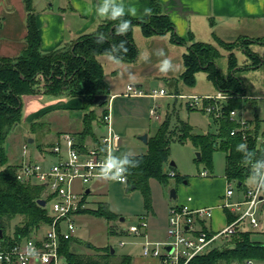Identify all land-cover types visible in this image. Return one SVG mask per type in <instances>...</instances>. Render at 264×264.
<instances>
[{
  "label": "trees",
  "instance_id": "16d2710c",
  "mask_svg": "<svg viewBox=\"0 0 264 264\" xmlns=\"http://www.w3.org/2000/svg\"><path fill=\"white\" fill-rule=\"evenodd\" d=\"M25 3L28 10L27 47L17 57L0 58V228L7 245L33 237L42 225L52 220L49 207L39 203L43 198L44 187L36 182L19 180L18 171L21 164L12 163L5 149L9 133L23 120V97L38 93L81 97L85 113L84 129L78 133L79 139L83 142L88 136H94L93 121L98 120L96 97L107 93V90H102L106 72L101 57L113 56L117 60L136 61L139 57V47L133 35L136 25L142 27L146 36L172 32L174 42L187 46L183 55L184 69L176 77L177 80L193 87L197 83V74L205 72L217 90L235 95L224 104L226 113L238 107L245 110L249 107L250 98L242 97L245 91L244 82L235 74L237 59L234 52L229 55V73L224 75L217 62L222 56L220 48L209 42L189 43L175 33V24L161 9L159 0H152L151 14L147 17L128 14L115 19L106 17L95 31L82 34L73 43L50 52H43L41 49L40 30L36 22L33 0H25ZM124 22H130V27L124 32H119ZM218 40V43L230 46L229 42L220 38ZM246 44L247 40L243 39L241 45L250 52ZM253 59L258 60L254 64L260 62L259 56ZM187 104L189 105L188 102ZM103 115L101 120L104 119ZM212 116L222 123L219 134L194 133L193 126L184 121L179 122L175 128H170L168 116L157 133L148 138L147 153L125 156L124 159L129 161L126 166L128 183L142 190L147 208L151 207L152 201L150 178L155 177L165 185L170 182L169 171L165 169V165L169 162L171 143L175 139L186 141L191 138L203 150L200 160H205L210 167L212 154L221 145L222 149L227 151L226 176L229 180L236 181L239 187L252 176L253 171L248 164L255 159L264 158V147L256 140L257 133L264 126L261 115L256 112L249 119L252 129L249 130L251 134L246 140L241 134H232V130L238 125L236 121ZM36 123L33 122V130L36 129ZM240 145L244 147L241 148ZM136 161H139V164L134 168L132 165ZM178 178L182 180L186 179V176ZM80 213H89L109 220L116 218L107 202H101L95 208H83ZM252 233L249 229L229 237H221L224 242L218 243L221 239L219 238L207 252L196 256L190 264H221L246 258L264 260V240L254 239ZM79 243L80 239L76 236L62 242L61 251L67 264H133L130 254L117 256L116 251L112 253L110 245L99 247L88 244L90 249L94 250L89 252L86 248L79 247Z\"/></svg>",
  "mask_w": 264,
  "mask_h": 264
},
{
  "label": "rangeland",
  "instance_id": "374dc122",
  "mask_svg": "<svg viewBox=\"0 0 264 264\" xmlns=\"http://www.w3.org/2000/svg\"><path fill=\"white\" fill-rule=\"evenodd\" d=\"M242 40L243 38H239L237 41L229 42L230 46L222 43L218 44L220 51H222V56L217 62L222 74L227 75L229 73L227 54L230 55L233 53L235 47L241 46ZM138 43L140 54L138 59L134 62L117 60L111 56L101 57L107 77L112 82L113 88L111 87V92H113L115 88L121 89L123 87L122 85L125 83L123 81L124 77L131 74L130 71L133 70L136 73L134 75H142V77L146 79L143 80V78H141L140 82L141 87L145 90L150 89V91H152L155 88L160 89L161 87H164L170 93H190L194 91L200 93L209 92L211 94L217 93L216 87L213 86V82L207 78L205 72H200L198 74L197 83L193 87L176 79L181 72L180 70L184 68L183 58L180 55V52L183 50V47L181 46L183 45L179 43L173 45L174 47H172V45H166L167 47L162 50L166 55H161L162 52L159 49L160 47H154L153 55L147 56V43ZM169 55L170 57L173 55V57L170 58ZM165 60H170L172 64L171 70L167 73L160 70V66ZM257 61V59H254V62ZM115 69H119L120 72L114 71ZM159 73L170 75L164 79L156 76ZM105 89V85L103 84L102 90ZM124 92L112 101L113 126L122 137V145L121 149L117 152V159L123 160L125 156L129 154L147 153L149 145L148 142L142 139V136L148 134L149 138L155 135L161 125L168 119V116H170V128H175L179 122L184 121L193 126L194 133L211 132L219 134L222 130V123L215 120L210 113L205 112L201 104L198 106H190L187 104V99L174 96H160L157 98L151 96L130 97ZM38 94L40 95L30 99L27 97V99H23V120L11 130L5 142V149L11 162L14 158H18L21 155L22 144L25 143V141L28 144L29 149L34 153L33 161H37L40 159V150H43L45 147L52 144L56 129L68 125H72V129H76L75 127H80V125H82L79 132L84 129L83 119L81 117L84 113L81 108L82 106L77 108L64 106L70 103L72 100L70 98L72 97L68 98L67 96H56L43 93ZM76 100L79 101L80 98H76L75 102H77ZM61 103H64V105L59 106ZM257 104V107L250 110L249 115H254L258 112L259 115L264 117V98L258 99ZM156 105L158 106L157 111L160 118H152L149 114L150 109ZM54 107L59 108L52 109L40 116L39 120L36 121V129L33 130V122L26 120L28 119V116L30 118V116L36 112H43L47 110V108ZM243 111V108H237L238 115H241ZM70 112H74L73 114L75 116H72ZM101 112L102 109L96 110L98 120L93 121L94 132L98 134L101 133V128L98 127H102L99 126V120H101V116L103 115V112ZM78 115L81 116L79 117ZM77 135L79 139V134ZM30 138H33L34 141L30 142ZM35 155H37L38 158ZM202 156V148L196 145L191 138H188L186 141H181L179 139L173 140L171 143L169 162L165 165V169L169 171L170 182L165 185L159 179H155L156 181L151 183V205L155 200L156 192L157 194H160V191L163 192L166 198L174 203L183 198H188L190 194L195 197L207 198L215 191L217 193L219 191V193H222L225 190V176L228 164L227 151L222 149L221 145L214 150L212 154V167L208 166L205 160H200ZM172 162H174V165H172ZM172 170L177 172V177L171 175ZM204 170L208 172V176L201 175V172ZM179 176H186V179L181 180L178 178ZM184 180H188V183H184ZM95 182L96 181H93L89 185H86L94 187ZM234 186L237 188L236 181L234 182ZM173 188H176L179 194L178 198L170 197V192ZM96 191H98V189ZM43 198L48 200L47 207L52 209L54 200L50 198V194L47 190L43 192ZM90 199V205L92 207H96L98 201L107 199L111 208L117 212L116 218L114 220H109L105 217L95 216L89 213H81L83 215L77 216L76 218L78 228L75 232V236L80 239L78 246L83 249L86 248L89 252H93L94 250L90 249L88 244H93L94 246L99 247L110 245L116 249L117 256H120L127 251L133 253L139 252L141 249L140 246H134L131 243L121 245L120 242L122 240L130 241L131 239L128 235H118L117 231L119 228H122V224H120L118 217H125L123 223L127 226L133 223L138 224L140 216L151 210V208H147L142 190L140 188H132L128 182L124 183L110 179L106 184V194L103 195L102 193L97 194V196L95 195L94 197L90 196ZM220 210L221 209L216 210L213 219L214 226L216 227L223 224ZM208 223L211 225V220H209ZM251 230L254 239L264 240L263 230L255 228H251ZM158 237L162 238V241L167 240L165 233H162ZM222 241L223 238H221L218 243L221 244Z\"/></svg>",
  "mask_w": 264,
  "mask_h": 264
},
{
  "label": "built area",
  "instance_id": "2783aa9c",
  "mask_svg": "<svg viewBox=\"0 0 264 264\" xmlns=\"http://www.w3.org/2000/svg\"><path fill=\"white\" fill-rule=\"evenodd\" d=\"M1 24L0 17V26ZM125 94L185 98L190 106L201 104L205 112L218 119L225 117L236 121L238 125L232 130V134H241L245 140L251 134L249 130L252 129V124L245 109L241 115H238L237 109L226 113L224 104L235 95L223 91L202 95L174 94L166 88L148 91L129 83ZM113 97L107 99L105 105V132L100 139L90 144L80 141L72 132L63 131L46 147L42 159L33 161L24 158L18 171V179L22 182H36L44 187V191L49 192L50 198L54 200L50 209L52 220L42 225L33 237L13 245H7L0 237V264H67L61 251L62 242L76 234L77 215L81 209L87 207L91 192L86 184L106 177L101 174L102 169L109 158H117V152L121 149L122 137L113 126ZM157 108L156 105L150 109L154 118H160ZM256 140L264 147V126L257 133ZM23 151L24 156H27V143L24 144ZM248 165L253 174L242 187L237 185L235 188L234 181L226 176V189L217 205L196 208L188 203L172 205L169 210L167 240L153 241L147 238V214L140 216L138 224L119 228L118 232L125 230L136 236H146L143 242L144 254L159 257L163 264H190L196 256L207 252L221 237H229L251 228L264 231V158L255 159ZM171 175L176 176V172L171 171ZM201 175L208 176V172L204 170ZM118 181L129 182L127 172L124 179ZM216 208L223 209L227 216L226 224L220 229H214L212 224L208 223L213 219ZM126 243L125 240L120 242L121 245ZM221 264H264V260L246 258Z\"/></svg>",
  "mask_w": 264,
  "mask_h": 264
},
{
  "label": "crops",
  "instance_id": "0c3cea01",
  "mask_svg": "<svg viewBox=\"0 0 264 264\" xmlns=\"http://www.w3.org/2000/svg\"><path fill=\"white\" fill-rule=\"evenodd\" d=\"M159 2L163 12L167 13L172 18L175 24L174 32L188 40V42H209L219 47L218 38L226 42H234L239 38L247 40L246 45L250 52L245 50L244 46L242 45L235 47L233 52L237 59L235 74L243 80L245 85V91L242 96H246L245 98H250V101H248L249 107L247 110H245V112L248 118L253 117V115H249L250 110L257 107L258 99L264 98V0H159ZM103 4L104 0H33L36 22L40 30L42 51L50 52L55 49L61 48L73 43L82 34L95 31L103 19L111 16L110 12L112 7H123L124 14H128L131 16H133L131 10L135 9L136 15L134 17H147L151 14V12L148 13L145 11V9L150 8L152 10V0H111V3L109 5V13L101 14L99 12V9L103 6ZM0 17L2 19V24L0 26V58L17 57L23 52L28 44V10L25 0H0ZM133 35L137 46L139 45L138 42L147 43V56L153 55L152 53L154 52V47H160L159 49L162 52V50L167 47L166 45H172V47H174L173 45L176 44V42L173 41L172 32H167L162 35L146 36L142 31V27L139 25H136L134 27ZM181 45H183L181 46L183 47V50L180 52V55L183 58L184 53L187 51V46L185 44ZM162 53L161 55H166L165 53ZM255 56H259L260 58V62L258 64H254L253 57ZM171 57H173V55ZM227 57L229 71L228 54ZM114 71L120 72L119 69H115ZM130 73L131 74H128V76L124 77L123 81L125 83L122 85L123 87L121 89L115 88L113 92H111L112 82L107 77L106 73L104 85L106 88L105 90H107L108 99L111 96H114V101L122 92H124V90L126 91L127 84L129 83H133L141 87V78H143V80L145 78L142 77V75H134L136 73L133 70L130 71ZM169 75L170 74L159 73L156 76L166 79V77H168ZM148 91H150V89H148ZM216 91L218 92L221 90L216 89ZM183 94L202 95L211 93H200L194 91L190 93L183 92ZM37 95L40 94L25 95L23 99H25L26 97L30 99ZM78 97L79 96L70 98L72 100L68 105H64V103H61L59 106L64 105L71 108L82 106L81 108L83 109V99L81 97H79V101L76 100L77 102H75V99ZM106 103L107 101L104 104H98L95 109H102V112L104 113ZM55 108L59 107L47 108V110L43 112H36L32 114L30 118L28 116V119L26 120L30 122L37 121L39 120L40 116ZM70 113L72 116H75L73 114L74 112ZM84 113L82 114V116H78H81L83 119ZM261 119L264 123L263 116H261ZM99 121L101 124H99V126L102 127H97L101 128V133H95L94 136H88L85 141L89 142L90 144L100 139L102 134L105 132L104 119ZM81 126L82 125H80V127H75L76 129H72V125H68L56 129L53 136V142L55 141L60 131L72 132L78 138L77 134L79 133ZM25 143L22 144L21 155L18 158H14L12 163L21 164L24 158L32 160L34 159V153L29 149V147L27 156H24L23 146ZM44 150H46V147L43 150H40V159H42L43 157ZM35 156L38 158L37 155ZM110 179L111 177H102L95 180L96 182L94 184V187H90L91 192L88 196L86 208H95L90 205V196L94 197L95 195L97 196V194H106V184ZM155 179L157 178H150V185L153 181H156ZM184 183H188V180H184ZM226 184L227 177L225 176V189ZM97 189L98 191H96ZM160 192V194H157L156 192L155 200L150 207L151 210L147 211L146 213L148 214V220H150L149 227L146 230L147 238L153 241H162V238L158 237L162 233H165L167 239L169 210L172 205L188 203L194 208L200 206H214L219 203L220 198L225 190L222 193H219L220 191L218 193L215 191L207 198H200L198 196L195 197L194 195L190 194L188 198H183L176 203L171 202L168 198L165 197L162 191ZM178 196L179 194L177 192L176 198H178ZM101 202H107L110 209L115 214H117V212H115L111 208V205L107 199L98 201V204ZM217 209L221 208H216L215 212ZM220 211L223 219V224L219 227L214 226L213 217V219L211 220V224L214 229H220L227 222L225 211L223 209H221ZM83 214L79 213L77 216ZM121 218L119 217V221L120 224H122V228L127 227V225L123 223L124 220H121ZM117 234L121 236L128 235L131 240L127 241V243H131L134 246L141 247L139 252H126L132 256L133 264H163L162 260L159 257L144 254L143 242L145 241L146 236L139 237L130 234L125 230H122L120 232L117 231Z\"/></svg>",
  "mask_w": 264,
  "mask_h": 264
},
{
  "label": "clouds",
  "instance_id": "9594fccd",
  "mask_svg": "<svg viewBox=\"0 0 264 264\" xmlns=\"http://www.w3.org/2000/svg\"><path fill=\"white\" fill-rule=\"evenodd\" d=\"M111 3V0H104L103 6L99 9V12L101 14H108L109 13V5ZM132 15L135 16L136 12L135 9H132ZM146 12L150 13L151 9L146 8ZM111 18L115 19L118 17H121L124 15V9L123 7H112L111 12H110ZM130 27V22H124L120 29L118 30L119 32H124L128 30ZM172 64L170 60H165L162 65L160 66V70L162 72L167 73L169 70H171ZM241 148L244 147V145H240ZM129 164V161L127 159H117V158H109L102 169L101 174L104 176H110L112 180H123L125 177V173L127 172V165ZM139 164V161H136L132 167H137Z\"/></svg>",
  "mask_w": 264,
  "mask_h": 264
},
{
  "label": "water",
  "instance_id": "95a60500",
  "mask_svg": "<svg viewBox=\"0 0 264 264\" xmlns=\"http://www.w3.org/2000/svg\"><path fill=\"white\" fill-rule=\"evenodd\" d=\"M108 99V94L107 93H102V94H99L97 97H96V102L98 104H102L103 102H106ZM142 139H144L146 142H148V134H145L142 136ZM30 142H33V138H30L29 139ZM199 157H200V154H199ZM172 164H174V162H172ZM132 188H135V186L133 185ZM90 189H88L89 191ZM170 196L172 198H176L177 197V190L176 188H173L170 192ZM39 203L43 206L47 205V200L45 198H41L39 200ZM121 220H125L124 217L121 218ZM3 236V230L0 228V237ZM112 253H114L116 251V249L112 246Z\"/></svg>",
  "mask_w": 264,
  "mask_h": 264
}]
</instances>
